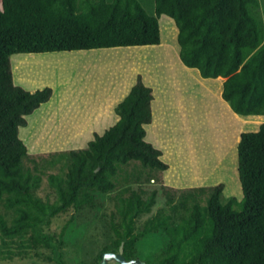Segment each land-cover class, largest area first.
<instances>
[{
    "label": "trees",
    "instance_id": "1",
    "mask_svg": "<svg viewBox=\"0 0 264 264\" xmlns=\"http://www.w3.org/2000/svg\"><path fill=\"white\" fill-rule=\"evenodd\" d=\"M149 14L140 0H2L0 7V256H35L69 264L60 238L45 225L73 209L82 213L104 205L99 194H111L130 175L127 166L140 162L147 179L160 178L167 207L144 221L157 203L158 189L119 190L110 199L111 242L105 252L134 259V247L149 233L164 231L170 242L159 264H264V13L261 0H154ZM167 15L179 29L183 63L204 78L225 80L222 96L234 112L259 125L243 132L238 144L242 201H224L225 183L176 188L165 184L170 164L149 142L146 125L154 119V89L138 76L116 106L120 120L96 134L80 149L32 155L20 137L27 116L50 101L48 86L27 90L14 81L15 54L120 49L162 43L160 18ZM119 47V48H116ZM252 115V116H251ZM257 115V116H256ZM263 122V123H262ZM33 162L29 166L27 162ZM56 194H39L45 168ZM160 175V176H159ZM142 177L141 174L139 178ZM50 249L52 255H47Z\"/></svg>",
    "mask_w": 264,
    "mask_h": 264
},
{
    "label": "rangeland",
    "instance_id": "2",
    "mask_svg": "<svg viewBox=\"0 0 264 264\" xmlns=\"http://www.w3.org/2000/svg\"><path fill=\"white\" fill-rule=\"evenodd\" d=\"M261 1L264 13V0ZM140 2L149 14H155L154 0ZM0 7H3L2 0ZM170 18L167 15L160 18V45L13 55L17 85L31 91L48 86L54 90L50 101L27 116L28 126L21 127L20 137L32 155L87 147L97 133L102 135L117 123L118 115L116 110L112 111V106L130 92L141 74L157 95L156 117L161 118V103L168 105L171 111L168 115L171 125H161L153 134L149 129L154 139L148 133L146 138L163 151L162 160L170 164L162 175L165 184L182 189L225 183L224 201L233 196L242 201L238 144L243 132L256 131L261 123L246 124L245 117L235 116L222 96L226 79L204 78L197 68L189 71L183 68L179 29ZM260 116L264 119V115ZM164 143L166 145L162 146ZM27 164L33 166V162ZM45 172L39 194L54 201L56 194L47 175L59 173L60 164L45 168ZM127 172L130 175L125 179L126 173H122L114 192L99 194L104 205L98 209L82 213L70 209L45 225V230L56 234L57 239L64 232L66 243L62 248L69 264H91L101 249L111 242L110 217L115 202L110 197L119 190L126 187L159 190L156 205L150 214L140 219L138 231H142L148 217L167 207L160 178L149 181L138 161L130 163ZM140 174L142 177L139 178ZM0 213H5L3 207ZM169 242L170 237L164 231L149 233L136 244L133 254L142 264H159V255L167 249ZM46 252L52 255L50 249ZM0 264L58 263L35 256L6 259L0 256ZM109 264L121 263L112 260Z\"/></svg>",
    "mask_w": 264,
    "mask_h": 264
},
{
    "label": "crops",
    "instance_id": "3",
    "mask_svg": "<svg viewBox=\"0 0 264 264\" xmlns=\"http://www.w3.org/2000/svg\"><path fill=\"white\" fill-rule=\"evenodd\" d=\"M171 19V18H170ZM179 31V30H178ZM29 54V53H28ZM31 54H33V53H31ZM35 55H43V54H36V53H34ZM25 56L27 55V54H24ZM23 55V56H24ZM56 55V54H55ZM22 57V56H21ZM138 59H140V58H138ZM185 65V64H184ZM184 69H186V71H189V70H193V69H191V68H189V67H186V65L183 67ZM191 77H192V75H190ZM145 81V83L147 84V85H149V86H152L151 84H149V82H147L146 80H144ZM128 93H129V91H128ZM127 93V94H128ZM127 96V95H126ZM125 96V97H126ZM124 97V98H125ZM123 98V99H124ZM123 99H121V100H119L118 101V103L117 104H119ZM158 102V100H157V95L155 94V99H154V101H153V114H154V119H153V122L151 123V124H147L146 125V127H147V129H148V131H147V133L149 134V137L150 138H152V140L154 139L152 136H151V133L153 134V131H158V130H160V128H161V125H165L166 126V124H168V125H171V123H172V120H170V118H169V114H171V111L168 109V105H166V104H164V103H161V105H160V109H161V111H160V113H161V118L159 119L158 117H156V103ZM117 104H113V106H112V111H114L115 110V108H116V106H117ZM163 104V105H162ZM180 112V111H179ZM113 114V112L111 113V115ZM110 115V116H111ZM118 115V114H117ZM236 115H239V114H237L236 112H235V116ZM252 116V115H251ZM241 117H247V116H242L241 115ZM117 120L119 121L120 120V116L118 115L117 117ZM159 119V120H158ZM246 120V119H245ZM117 121V122H118ZM165 121V122H164ZM164 126V127H165ZM154 128V130H151V129H153ZM149 129H150V131H151V133H149L150 131H149ZM146 138H148V135H147V137ZM157 142H159V140H157ZM166 144L164 143V144H162V146H165ZM181 179H183V178H181ZM184 180V179H183Z\"/></svg>",
    "mask_w": 264,
    "mask_h": 264
},
{
    "label": "water",
    "instance_id": "4",
    "mask_svg": "<svg viewBox=\"0 0 264 264\" xmlns=\"http://www.w3.org/2000/svg\"><path fill=\"white\" fill-rule=\"evenodd\" d=\"M115 260L121 264H142L140 259L134 258L128 260L124 255V243L120 247L119 252H105L101 261V264H109L110 261Z\"/></svg>",
    "mask_w": 264,
    "mask_h": 264
}]
</instances>
